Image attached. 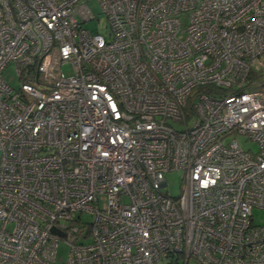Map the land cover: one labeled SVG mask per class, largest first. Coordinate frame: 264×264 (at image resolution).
I'll list each match as a JSON object with an SVG mask.
<instances>
[{
  "label": "built area",
  "instance_id": "built-area-1",
  "mask_svg": "<svg viewBox=\"0 0 264 264\" xmlns=\"http://www.w3.org/2000/svg\"><path fill=\"white\" fill-rule=\"evenodd\" d=\"M96 1L0 0V264H264V0Z\"/></svg>",
  "mask_w": 264,
  "mask_h": 264
},
{
  "label": "rangeland",
  "instance_id": "rangeland-1",
  "mask_svg": "<svg viewBox=\"0 0 264 264\" xmlns=\"http://www.w3.org/2000/svg\"><path fill=\"white\" fill-rule=\"evenodd\" d=\"M89 6L93 11L94 15L97 17L96 19L90 20L83 25L91 30H97L102 35L106 36L107 28H106V16L104 13L100 12L99 5L96 0H89ZM184 21V18H182ZM64 72L69 74L70 71L68 68H64ZM4 79L13 87L18 88L19 81L16 75V69L12 63L8 64L2 72ZM174 126L176 128H180L181 125L175 123ZM238 141L244 149H250L252 151H256L257 147L254 143L250 142L246 139L244 135L238 136ZM181 170L169 171L165 175V179L167 181V186L164 188V192L168 193L170 196H177L180 193L181 187ZM84 222H90L91 216L84 215ZM252 223L255 225H264V209L255 208L252 211ZM68 253V247L64 244L62 240L58 242L57 252L55 264H62L65 260Z\"/></svg>",
  "mask_w": 264,
  "mask_h": 264
},
{
  "label": "trees",
  "instance_id": "trees-1",
  "mask_svg": "<svg viewBox=\"0 0 264 264\" xmlns=\"http://www.w3.org/2000/svg\"><path fill=\"white\" fill-rule=\"evenodd\" d=\"M261 76H264V73L258 72L257 70L253 69L249 73V79L254 80V79H259ZM198 90L200 91H205L211 95H214L215 93H218L217 91H214V88L209 87V86H202L199 87Z\"/></svg>",
  "mask_w": 264,
  "mask_h": 264
},
{
  "label": "water",
  "instance_id": "water-1",
  "mask_svg": "<svg viewBox=\"0 0 264 264\" xmlns=\"http://www.w3.org/2000/svg\"><path fill=\"white\" fill-rule=\"evenodd\" d=\"M52 231H54V229H52Z\"/></svg>",
  "mask_w": 264,
  "mask_h": 264
}]
</instances>
